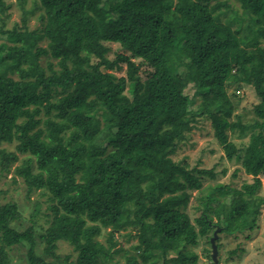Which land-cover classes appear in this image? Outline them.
I'll list each match as a JSON object with an SVG mask.
<instances>
[{
    "label": "trees",
    "instance_id": "16d2710c",
    "mask_svg": "<svg viewBox=\"0 0 264 264\" xmlns=\"http://www.w3.org/2000/svg\"><path fill=\"white\" fill-rule=\"evenodd\" d=\"M19 2L23 19L8 27L12 5L0 0V178L14 171L27 196L39 191L47 207L40 197L29 208L2 200L7 191L0 190V264H10L14 245L29 247V264H68L60 242L77 252L71 264H112L119 255L123 264H203L196 248L202 238L212 245L218 229L219 237L258 227L264 0H36L29 8ZM37 9L41 25L31 29ZM107 42L130 54L109 58ZM131 56L152 68L146 80ZM121 63L126 75L117 76ZM243 84L259 98L243 160L255 180L240 189L210 186L194 223L186 212L193 191L205 192L217 172L173 155L207 118L233 158L238 149L229 131L243 134L248 123L231 119L229 87L240 92ZM22 219L31 222L25 229L17 227ZM120 237L137 242L126 249Z\"/></svg>",
    "mask_w": 264,
    "mask_h": 264
},
{
    "label": "rangeland",
    "instance_id": "374dc122",
    "mask_svg": "<svg viewBox=\"0 0 264 264\" xmlns=\"http://www.w3.org/2000/svg\"><path fill=\"white\" fill-rule=\"evenodd\" d=\"M34 1L36 0H25V8L32 7ZM7 2L12 6L8 10L10 15L7 17L6 21L8 27H13L15 23H21L23 19L22 2H19V0H7ZM236 5L239 6L238 4ZM40 12L41 11L37 9L34 13L29 15L28 24L31 29L37 28L41 25V19L39 18ZM107 44L112 48V51L109 53V58L111 59H115L118 53L130 54L128 51L124 50L119 43L107 42ZM132 60L141 65L139 74L143 80H146L150 75L152 68L139 57H132ZM96 61L97 59L94 58L93 62ZM121 64L122 70H113L117 76L126 75L127 64ZM84 66L90 69L88 63H84ZM199 74L198 71H193L194 78L197 79ZM130 90L131 85L129 83L126 90V93L129 95H131ZM239 90L240 92H238L237 85L229 87V93L236 104L231 119L237 120V116L240 115L243 122L248 123V127L243 134L238 128L229 131V140L234 142L238 149V151L234 153L233 158L230 159L226 155V150L223 147L224 145H222L215 137L211 120L207 118H200L195 128L188 133L186 140L179 145L180 147L178 148L177 153L173 155V158L176 161L186 159L190 167H198L200 169L214 168L217 172L215 179H208V183L205 182L204 185L206 186L203 187L207 192L193 191V196L190 199L186 212H188L194 223L195 219L204 213L205 206H201L202 196L210 193V186L215 187L217 183H225L229 184L231 187L240 189L244 183H253L255 180L254 174L247 170L243 165V160L246 154V149L252 139V134L256 132L253 124L256 121L257 116L252 109V105L254 102L258 101L259 98L252 85L243 84ZM191 92L192 96L195 95L194 91H190V93ZM234 93L236 95H234ZM199 101L200 99L195 97V103H199ZM3 147H6L9 151H14L16 149V144H5ZM23 157L24 155L20 154V158L22 159ZM20 163L21 161H18L12 167L13 170L15 166ZM0 174L2 173L0 172ZM4 174L6 175L0 178V190H5L7 192L1 194L2 200L16 198L20 204H24L26 208H29L33 205V202L40 197L43 203L42 209H46L47 204L45 202V197L41 193L39 194V191L28 197L26 184H24L22 177L16 176L14 171ZM14 176L17 178L16 182L12 181ZM259 177L262 179L263 186L258 191V195L264 197V173H261ZM207 184H209L208 187ZM217 206L218 204L214 205L213 209ZM212 211V209H206V213L212 216L214 221L217 222L218 218L212 213ZM223 211L222 208L221 212L223 213ZM30 223V221L22 219L21 223H17V227L19 229H25ZM99 239L105 241L103 236ZM217 239L216 241L220 246L216 256L217 260L214 259L212 245L206 238H202L199 245L196 247L197 252L199 253L200 262L203 264H264V202L263 205H261V214L258 218V227L256 229L253 231H245L243 233H220ZM120 240L121 245L126 249L137 242L136 238L120 237ZM28 248L29 247L26 245H14L13 247L8 248L10 264H29L27 255ZM42 248L43 244H40L38 249L42 250ZM57 251L61 255H71L68 264H71V262L76 259L77 252L74 251L73 246L67 242H60ZM208 254H211L213 260ZM123 263L124 259L121 258L120 255L112 262V264Z\"/></svg>",
    "mask_w": 264,
    "mask_h": 264
},
{
    "label": "water",
    "instance_id": "95a60500",
    "mask_svg": "<svg viewBox=\"0 0 264 264\" xmlns=\"http://www.w3.org/2000/svg\"><path fill=\"white\" fill-rule=\"evenodd\" d=\"M218 230L215 231L214 236L211 238V242H212V250H213V257L215 260H217V254H218V248H217V244H216V239L218 238Z\"/></svg>",
    "mask_w": 264,
    "mask_h": 264
}]
</instances>
